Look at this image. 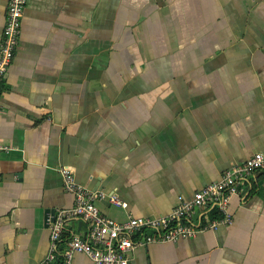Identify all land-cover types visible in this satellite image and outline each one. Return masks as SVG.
<instances>
[{"label":"crops","instance_id":"crops-1","mask_svg":"<svg viewBox=\"0 0 264 264\" xmlns=\"http://www.w3.org/2000/svg\"><path fill=\"white\" fill-rule=\"evenodd\" d=\"M0 146V264L47 254V215L73 204L63 166L104 193L96 205L114 221L169 214L264 154V0H27L0 85ZM240 190L230 225L139 247L129 264H264V172Z\"/></svg>","mask_w":264,"mask_h":264},{"label":"built area","instance_id":"built-area-1","mask_svg":"<svg viewBox=\"0 0 264 264\" xmlns=\"http://www.w3.org/2000/svg\"><path fill=\"white\" fill-rule=\"evenodd\" d=\"M27 0H9L0 44V85L12 64L18 45L21 20ZM0 146V151L8 150ZM264 172V154L254 153L241 163L227 168L214 182L196 191L189 199L179 197V203L171 212L158 217L129 215L122 222L102 215L97 202L104 199L102 191H91L76 182L72 168L63 166L58 172L63 189L72 195L73 204L68 209L47 215L46 225L50 232L49 248L45 257L36 264H71L76 254L87 257L93 264H129L131 254L139 247L151 244L176 243L192 238L199 232L230 225L229 200L240 194V187L255 172ZM109 201L126 207L115 196ZM215 210L217 218L209 216ZM70 220L86 224L84 234H69L65 225Z\"/></svg>","mask_w":264,"mask_h":264},{"label":"trees","instance_id":"trees-1","mask_svg":"<svg viewBox=\"0 0 264 264\" xmlns=\"http://www.w3.org/2000/svg\"><path fill=\"white\" fill-rule=\"evenodd\" d=\"M209 216L211 218H217L218 215H217V213H216L215 210H211ZM68 236H69V234H67L66 232H64L63 235H62V238H61L62 242H64L65 239L68 238Z\"/></svg>","mask_w":264,"mask_h":264},{"label":"water","instance_id":"water-1","mask_svg":"<svg viewBox=\"0 0 264 264\" xmlns=\"http://www.w3.org/2000/svg\"><path fill=\"white\" fill-rule=\"evenodd\" d=\"M53 214H54V213H53ZM53 214H52V215H53Z\"/></svg>","mask_w":264,"mask_h":264}]
</instances>
